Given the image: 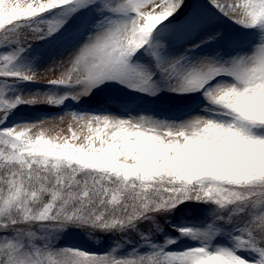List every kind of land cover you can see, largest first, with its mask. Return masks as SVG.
<instances>
[{"label": "snow or ice", "instance_id": "snow-or-ice-1", "mask_svg": "<svg viewBox=\"0 0 264 264\" xmlns=\"http://www.w3.org/2000/svg\"><path fill=\"white\" fill-rule=\"evenodd\" d=\"M0 264H264V0H0Z\"/></svg>", "mask_w": 264, "mask_h": 264}, {"label": "rangeland", "instance_id": "rangeland-1", "mask_svg": "<svg viewBox=\"0 0 264 264\" xmlns=\"http://www.w3.org/2000/svg\"><path fill=\"white\" fill-rule=\"evenodd\" d=\"M225 26L227 27V25H225ZM51 77H52V74L42 75V76L38 77V81L40 83H43L46 79L51 78ZM22 112L28 116H32L35 114L32 110H28V109H23ZM47 126L52 127L53 125L51 123H49ZM61 126L66 127L67 126V120H65V124L61 125Z\"/></svg>", "mask_w": 264, "mask_h": 264}]
</instances>
